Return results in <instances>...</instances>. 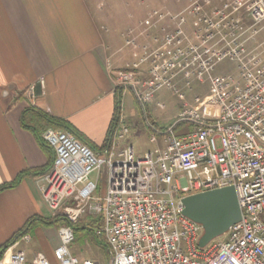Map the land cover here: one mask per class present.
Listing matches in <instances>:
<instances>
[{
    "label": "built area",
    "instance_id": "built-area-1",
    "mask_svg": "<svg viewBox=\"0 0 264 264\" xmlns=\"http://www.w3.org/2000/svg\"><path fill=\"white\" fill-rule=\"evenodd\" d=\"M209 3L195 0L187 8L198 25L192 38L183 29L185 18L157 10L128 28L124 44L135 50L116 71L115 88L144 107L161 89L183 100V89L208 82L207 104L219 109L217 120L207 121L183 103L172 126L154 130L149 142L155 147L142 158L120 146L129 134L122 114L109 146L96 153L67 132L42 135L54 151L41 187L44 203L69 222L100 217L95 235L107 243L109 264H264V48L252 54L246 47L264 30V0H222L207 10ZM156 29L162 35L153 43L160 48L139 44ZM226 60L236 61V74L214 75ZM193 138H201V146H193ZM102 175L106 192L95 198ZM203 187H232L241 219L225 233L226 241L200 248L202 227L182 214L181 200ZM58 236L52 262L42 254L27 262L23 252L12 251L0 264H95L71 254V228L59 229Z\"/></svg>",
    "mask_w": 264,
    "mask_h": 264
},
{
    "label": "crops",
    "instance_id": "crops-1",
    "mask_svg": "<svg viewBox=\"0 0 264 264\" xmlns=\"http://www.w3.org/2000/svg\"><path fill=\"white\" fill-rule=\"evenodd\" d=\"M184 11L173 16L175 20L186 19L187 8ZM128 28L100 8L93 12L86 0H0V188L27 173L15 187L0 191V248L30 218L52 216L41 197L46 173L39 170L46 166L47 157L21 127L22 112L34 107L63 119L72 129L69 133L93 152L107 148L117 90L115 73L132 61L135 50L124 44L122 34ZM195 32L187 35L192 38ZM161 35L156 29L139 44L158 49L160 44H154L153 38L160 40ZM121 96L120 114L130 126L124 100L131 94ZM106 138L109 141L102 147ZM127 140L128 136L120 146H128ZM89 228L95 236L96 227ZM58 232L59 227L37 226L1 259L21 251L27 262L36 254L52 262ZM71 254L79 261L93 262L92 253L83 258Z\"/></svg>",
    "mask_w": 264,
    "mask_h": 264
},
{
    "label": "rangeland",
    "instance_id": "rangeland-1",
    "mask_svg": "<svg viewBox=\"0 0 264 264\" xmlns=\"http://www.w3.org/2000/svg\"><path fill=\"white\" fill-rule=\"evenodd\" d=\"M89 9L94 12L98 8L107 13L113 19H117L119 23L127 25L128 27H137L150 11L168 12L172 16H181L184 13L185 8L190 6L191 2L195 0H86ZM210 3L207 5V10L218 7L222 0H208ZM98 7V8H97ZM186 34L191 35L198 29L196 21L192 18L186 17V25L183 27ZM248 52L252 54H259L264 48V30L260 31L254 38L246 45ZM120 70V69H119ZM237 72L236 61L226 60L220 64H217L214 68V75H235ZM184 99L180 100L177 95L173 94L168 89H161L154 94V98L146 106L140 107L132 99V96H127L124 100L125 109L124 112L130 117L131 125L129 126L128 134V147H131L136 158H142L143 156L151 153L154 149V145L149 142V139L155 134L154 130H164L172 126L175 118L180 111L183 103H186L189 107L198 110L200 115L207 121L217 120L219 117V109L216 106L208 105L207 100L209 98L208 82L203 84L192 83L190 89H183ZM122 93V92H121ZM128 93V92H127ZM130 94V93H129ZM198 102H195V99ZM158 104H162L163 107ZM149 122L151 126L145 124ZM49 130V129H48ZM53 130V129H51ZM63 131L64 130H55ZM69 133V132H67ZM70 134V133H69ZM160 147V141H157ZM90 180H96V174L90 177ZM106 192V181L102 175L97 182V190L94 193L95 198H102ZM56 216H51V218ZM58 217V216H57ZM99 219L98 216H84L78 220H91ZM69 225H58L56 228L61 229L63 227L72 228L76 222H69ZM77 225V224H76ZM92 229V228H91ZM97 229V228H96ZM95 229V231H96ZM57 231H53L56 234ZM96 236V235H95ZM94 236V237H95ZM98 242L106 241L103 236L95 237ZM74 242L71 243L69 251L76 254L78 257L83 258L88 253H92L90 258L93 262H102L109 264L111 259L110 251L105 252L103 247L97 243L91 241L90 237L86 233H74ZM226 241V234L214 239L212 243H222ZM207 246V247H208Z\"/></svg>",
    "mask_w": 264,
    "mask_h": 264
},
{
    "label": "trees",
    "instance_id": "trees-1",
    "mask_svg": "<svg viewBox=\"0 0 264 264\" xmlns=\"http://www.w3.org/2000/svg\"><path fill=\"white\" fill-rule=\"evenodd\" d=\"M121 99H122L121 90H116L115 98H114V102H115L114 103L115 104L114 114H113V119H112L111 125H110L111 131H112V128L114 126V121L116 120L117 116L120 114ZM20 124H21V127L23 129H25L26 131L31 133V135L34 137L37 145L39 146V148L42 150V152L47 157L46 166L43 169L39 170L40 171L39 173H41V174L47 173L50 170L52 163H53V160H54V151L43 141L42 135L48 129L64 130V131L71 133L72 129H71L70 125L68 124L67 121H65L63 119L51 117L47 114L42 113L41 111H39L38 109H36L34 107H28L22 112L21 117H20ZM109 136H108V138H109ZM108 138H106V141L102 147L106 146V143L109 141ZM88 148L91 151H93L92 147H88ZM26 174L27 173L21 174L12 183L1 187L0 191L7 189V188L15 187ZM83 221L84 220L79 222V224H78V221H76L77 225L75 224V225L71 226L72 227L71 229L73 231V237H74V233H82V232L86 233L89 235L92 242H94L96 244L99 243L103 247L104 251L108 252L109 248H108L107 244H105L104 242H98V240L95 239L93 232L89 228V227H94V226L96 228H99L101 226V223H102L101 218H99L98 220L95 218V219H91V220H85V222H83ZM64 224L69 225L70 223L65 218H62L59 216L49 218V219H42L39 217L30 218L26 222V224L22 228V230L18 234L14 235L13 238L7 244L3 245L0 248V259L2 258V255L6 250L9 249L10 247H12L15 244V242L17 240H19L21 237H23L29 230H31L37 226H41V225L47 226V227H57L58 225H64Z\"/></svg>",
    "mask_w": 264,
    "mask_h": 264
},
{
    "label": "water",
    "instance_id": "water-1",
    "mask_svg": "<svg viewBox=\"0 0 264 264\" xmlns=\"http://www.w3.org/2000/svg\"><path fill=\"white\" fill-rule=\"evenodd\" d=\"M181 203L182 214L202 227L203 234L198 241L200 248L224 235L241 219V211L232 187L186 196Z\"/></svg>",
    "mask_w": 264,
    "mask_h": 264
},
{
    "label": "bare ground",
    "instance_id": "bare-ground-1",
    "mask_svg": "<svg viewBox=\"0 0 264 264\" xmlns=\"http://www.w3.org/2000/svg\"><path fill=\"white\" fill-rule=\"evenodd\" d=\"M193 146H201V138H193ZM213 191V187H203L202 193Z\"/></svg>",
    "mask_w": 264,
    "mask_h": 264
}]
</instances>
